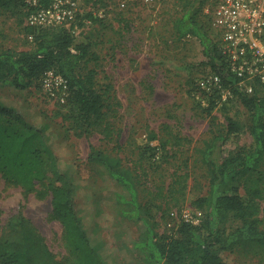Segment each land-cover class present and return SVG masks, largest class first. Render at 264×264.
I'll return each instance as SVG.
<instances>
[{
	"label": "rangeland",
	"instance_id": "rangeland-1",
	"mask_svg": "<svg viewBox=\"0 0 264 264\" xmlns=\"http://www.w3.org/2000/svg\"><path fill=\"white\" fill-rule=\"evenodd\" d=\"M182 1L155 7L144 0H81L86 12L74 33L77 43L91 42V59L84 66L98 69L102 82L114 85L120 102L109 115L116 125L114 138L85 129L71 115L70 104L59 99L61 89L46 87L44 77L26 89L0 83V107L20 113L42 132L63 181L74 189L75 208L84 228L107 264H148L139 246L145 226L132 216L133 206L123 200L128 191L100 163L90 161L93 147L114 151L127 165L138 167L154 191L147 196L157 231L173 236L181 221H200L203 216L197 200L209 194L210 184L198 149L211 135L212 124H226L231 117L244 123L226 143L227 150L254 143L248 129L249 112L238 95L226 103L210 99L209 104L193 95L196 79L210 68L203 63L207 57L198 37L179 38L175 29V20L183 14ZM90 6L97 13L103 11V16L89 15ZM27 14V6L0 8V46L16 50L34 46L32 35L26 32ZM205 19L201 15L203 29L213 36ZM49 183L57 185L62 180L50 173L47 183L29 194L0 182V233L23 203V212L56 256L71 262L76 253L54 214ZM172 184L178 187L173 195H157L160 187ZM241 191L259 208L264 227V195L251 198L244 186ZM228 225L235 226L237 221L231 219ZM223 258L224 264H264V246H237L224 252Z\"/></svg>",
	"mask_w": 264,
	"mask_h": 264
},
{
	"label": "trees",
	"instance_id": "trees-1",
	"mask_svg": "<svg viewBox=\"0 0 264 264\" xmlns=\"http://www.w3.org/2000/svg\"><path fill=\"white\" fill-rule=\"evenodd\" d=\"M206 2L183 0V14L175 20V29L179 38L198 37L207 57L203 63L221 74L225 84L232 85L249 112L248 129L254 143L227 150L226 143L243 129L244 123L231 117L226 124H212L211 135L198 149L208 168L210 184L209 194L197 200L198 207L203 209L201 220L181 221L176 235L160 234L148 206L151 199L147 195L154 191L146 185L138 167L127 165L114 151L93 147L89 155L90 161L100 163L128 191L123 200L133 206L132 216L144 223L139 246L148 264H224L223 253L237 246H264L259 208L246 200L241 191L244 186L251 198L264 195V89L256 87L249 94L238 86L239 79L230 72L215 33L212 36L203 29L201 15L209 23L204 13ZM12 6L26 4L24 0H0V8ZM25 27L33 37L34 46L23 50L0 46V83L26 89L46 71L54 69L68 81L66 103L70 104L73 118L85 124L87 130H99L105 137L114 138L116 125L109 115L116 112L120 102L113 93L114 85L102 82L98 69L84 66L91 59V42L77 43L73 30L65 26ZM176 67L185 68L178 64ZM212 108L213 105L207 109ZM50 173L62 180L57 185L49 183L48 188L54 214L64 226L76 259L70 262L56 256L38 226L23 212L22 203L0 233V264H107L84 228L75 208L74 189L63 181L55 154L42 132L20 113L0 107V182L21 187L29 194L46 184ZM166 188L160 187L157 195H173L178 189L176 184ZM231 219L237 225L229 226Z\"/></svg>",
	"mask_w": 264,
	"mask_h": 264
},
{
	"label": "built area",
	"instance_id": "built-area-1",
	"mask_svg": "<svg viewBox=\"0 0 264 264\" xmlns=\"http://www.w3.org/2000/svg\"><path fill=\"white\" fill-rule=\"evenodd\" d=\"M179 1L144 0L155 7ZM24 2L28 8L27 24L33 27L65 26L74 32L79 17L86 12L81 0ZM121 4L126 5L124 1ZM88 12L103 16V11L97 13L91 6ZM204 13L230 72L239 79L241 90L251 94L256 87L264 89V0H207ZM43 77L46 87L61 89L59 99L65 102L69 94L68 81L54 69L46 71ZM193 95L203 104H209L210 99L217 103L229 102L236 93L231 84H225L221 74L210 68L196 79ZM185 221L199 222L188 218Z\"/></svg>",
	"mask_w": 264,
	"mask_h": 264
}]
</instances>
